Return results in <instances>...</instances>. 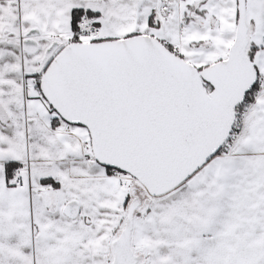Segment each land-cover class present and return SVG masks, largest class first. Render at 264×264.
I'll list each match as a JSON object with an SVG mask.
<instances>
[{"label": "snow or ice", "instance_id": "snow-or-ice-1", "mask_svg": "<svg viewBox=\"0 0 264 264\" xmlns=\"http://www.w3.org/2000/svg\"><path fill=\"white\" fill-rule=\"evenodd\" d=\"M0 264H264V0H0Z\"/></svg>", "mask_w": 264, "mask_h": 264}]
</instances>
